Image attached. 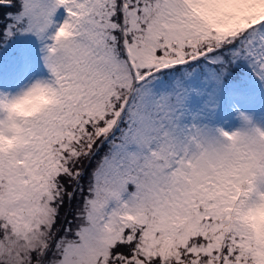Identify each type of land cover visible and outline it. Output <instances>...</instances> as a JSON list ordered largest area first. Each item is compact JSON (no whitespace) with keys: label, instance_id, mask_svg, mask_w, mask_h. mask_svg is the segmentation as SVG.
I'll list each match as a JSON object with an SVG mask.
<instances>
[{"label":"snow or ice","instance_id":"snow-or-ice-1","mask_svg":"<svg viewBox=\"0 0 264 264\" xmlns=\"http://www.w3.org/2000/svg\"><path fill=\"white\" fill-rule=\"evenodd\" d=\"M0 264H264V0H0Z\"/></svg>","mask_w":264,"mask_h":264},{"label":"clouds","instance_id":"clouds-1","mask_svg":"<svg viewBox=\"0 0 264 264\" xmlns=\"http://www.w3.org/2000/svg\"><path fill=\"white\" fill-rule=\"evenodd\" d=\"M48 103H50V99L45 93L41 92L39 95L22 102L20 105L17 106V110L24 112L25 114L31 115L32 113L38 111L41 107L47 105Z\"/></svg>","mask_w":264,"mask_h":264},{"label":"rangeland","instance_id":"rangeland-1","mask_svg":"<svg viewBox=\"0 0 264 264\" xmlns=\"http://www.w3.org/2000/svg\"><path fill=\"white\" fill-rule=\"evenodd\" d=\"M44 75H46V73H44Z\"/></svg>","mask_w":264,"mask_h":264}]
</instances>
